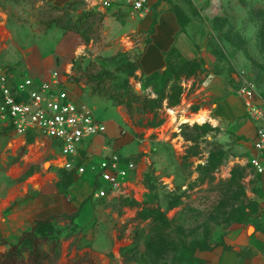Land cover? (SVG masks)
I'll list each match as a JSON object with an SVG mask.
<instances>
[{"label":"rangeland","instance_id":"1","mask_svg":"<svg viewBox=\"0 0 264 264\" xmlns=\"http://www.w3.org/2000/svg\"><path fill=\"white\" fill-rule=\"evenodd\" d=\"M68 1L56 9L50 0H0V26L7 20L23 33L52 26L34 35L45 51L56 45L59 28L79 34L66 76L106 122L105 133L86 148L97 157L103 145L116 144L134 159L136 170L114 195L97 197L91 178L80 179L62 166L53 141L38 132L19 136L0 125V196L37 170L30 179L42 175L58 192L72 183L67 196L81 198L74 210L40 216L56 214L39 228L57 238L56 250L43 244V264H90L88 255L95 264H201L197 248L219 243L240 226L264 228V192L247 160L248 137L237 131L241 119L174 124L169 111L196 113L189 110L197 100L186 94H197V80L209 72L222 74L226 91H233L234 72L244 69L264 97V0H153L148 24L133 30L128 25L140 16L127 6L103 10L88 0ZM13 39L0 28V64L19 73L21 66L2 60ZM165 69L178 72L182 103L176 107L167 95L172 80L163 87L158 75ZM162 87L161 103L142 110L135 94L154 98ZM23 155L31 162L13 178L10 166ZM30 193L35 191L15 203ZM2 212L0 252L23 230L8 229Z\"/></svg>","mask_w":264,"mask_h":264},{"label":"crops","instance_id":"2","mask_svg":"<svg viewBox=\"0 0 264 264\" xmlns=\"http://www.w3.org/2000/svg\"><path fill=\"white\" fill-rule=\"evenodd\" d=\"M50 1L60 5L68 0ZM152 2L153 0H149L147 7L142 12H133L138 14L140 17L135 18V20L128 25L130 28L129 30L139 29L148 24L151 14L149 6ZM105 9L107 10L109 8ZM110 9L124 10V7H110ZM130 12L132 11L130 10ZM54 27L59 28L56 25ZM0 28L1 30L3 29L10 34H13L15 38L13 41L10 40V44L7 45L2 56V60L5 63L16 64L17 66H21L23 68V72L15 73L10 70L8 66L3 65L9 69L14 77L31 75L37 79H47L50 77L51 71L57 69L61 72V78L66 82V85L71 90L73 98L76 101H87L83 97L82 93L76 89V83L68 80L66 76V72L69 70L67 69V65L70 63V58L75 52L76 44L79 39V34L77 32L71 30L64 31L59 28L60 35L56 45L51 50L45 51L35 41L34 35L47 32V30L52 28V26L46 30H30V32L23 33L15 28L14 23H10L5 20ZM120 31H123V29ZM14 42L18 43L15 44V47L12 46L14 45ZM224 79V76L220 73L209 72L200 80H197V94L193 90L187 92L186 94L187 98L191 97L193 100H197V106L192 108V110H189V112H199L202 110L208 111L210 116L215 119V121L219 119L231 121L240 118L241 120L237 126V131L248 137L249 155L252 152L251 140L254 135V125L253 122L245 115L242 101L237 93L234 90L226 91ZM258 102H260V100H258ZM181 103L182 102H177V104H174L172 107H176ZM31 132H38L41 134L38 130L33 129L28 130L25 133H18V135L21 136ZM102 134H96L86 138L82 148L80 149V153L85 150L83 155L95 158L96 155L92 156L90 150L86 147L90 141H94L97 135ZM41 136L54 142L58 151L57 157H61L63 161V156L59 153L56 142L42 134ZM119 140L121 141L122 138L120 137ZM43 142L44 141L41 140L42 144ZM115 146L116 144L108 147L103 145L105 151L100 155H97V157L110 151L111 149H115ZM32 155L33 153L30 154V156ZM30 162L31 160L26 161L24 159V155L21 156L19 160L11 164L10 167H12V171L8 174L13 178L19 177L22 173H24V170L27 166H29ZM44 164L45 161L43 162V165ZM37 173V170L28 172L23 176V178L11 183L7 187L5 195L0 196V212L1 210L3 211L1 218L3 224L6 225L8 229H24L28 227L35 220V218L49 212H68L74 210L77 202L81 200L78 194H74L73 197L69 198L67 196L68 193L56 191L54 183L50 179L44 178L42 175H39L34 180L30 179V177ZM255 173L258 176L260 187L264 192V171L261 173L255 171ZM75 176H78L80 179H85L86 176V178H91L93 181L92 175L89 172H84L82 174L75 173ZM39 180L42 183L37 184L36 181ZM71 190L72 187L69 188L70 192ZM31 191H35V193H30V195L25 199L15 203V200H19L23 195H25V193ZM248 225L238 227L232 233L226 234L222 241L215 243L208 248H197L196 256L201 259V264H264V230L263 228L254 227L251 232H248Z\"/></svg>","mask_w":264,"mask_h":264},{"label":"built area","instance_id":"3","mask_svg":"<svg viewBox=\"0 0 264 264\" xmlns=\"http://www.w3.org/2000/svg\"><path fill=\"white\" fill-rule=\"evenodd\" d=\"M96 8L127 6L140 13L149 0H88ZM233 90L240 97L245 115L253 122L252 152L247 160L256 172L264 171V97L250 73L237 68ZM260 100V102H258ZM0 124L17 133L38 130L54 140L63 156L62 166L77 174L89 172L97 197L114 195L136 170L133 158L116 149L97 158L82 156L80 149L86 138L103 133L105 120L97 117L87 101H76L61 72L54 69L47 79L31 75L14 77L0 65Z\"/></svg>","mask_w":264,"mask_h":264},{"label":"trees","instance_id":"4","mask_svg":"<svg viewBox=\"0 0 264 264\" xmlns=\"http://www.w3.org/2000/svg\"><path fill=\"white\" fill-rule=\"evenodd\" d=\"M70 4V1H67L66 4H60V5H53L56 9H64ZM95 13H92V18L95 16ZM55 23H58L56 19L53 20ZM74 23V22H72ZM78 26L72 25V28L75 29ZM76 30V29H75ZM82 35V33H81ZM84 36V35H83ZM190 60H188L189 62ZM191 63V62H189ZM191 68L193 67V64L191 63ZM194 68V67H193ZM161 78H163V87L168 82L169 79L172 80V85L169 87V90L173 91L167 95H169V103L175 104L178 102V94L182 90V87L179 86L178 88H175V80L178 77V72L175 73H168V69H165L164 71L158 73ZM163 87L160 89H157V95L153 98H149V92H146L144 94H135L138 95V99L140 100V108L142 110L146 109L150 106H157L161 103V99L164 97V91ZM130 105H126V109L128 110ZM193 125H197L196 122L193 123ZM66 168V167H65ZM70 173L75 175L74 169H67ZM72 185L70 183L63 192L69 193V188ZM56 214H47L44 217H38L35 218L34 222L31 224L29 228H25L21 231V233L18 235L16 240L14 242L9 243V246L6 250L0 252V264H43L44 259L46 257V252L43 249V244L47 242V244L50 245V247L54 250H56L57 247V238L53 234H41L39 232V228H41L44 224H49L51 222V217ZM264 230V228H263ZM210 246H202L200 248H208ZM86 259L90 262V264H95V260L91 256H86ZM199 261L201 259L198 258Z\"/></svg>","mask_w":264,"mask_h":264},{"label":"bare ground","instance_id":"5","mask_svg":"<svg viewBox=\"0 0 264 264\" xmlns=\"http://www.w3.org/2000/svg\"><path fill=\"white\" fill-rule=\"evenodd\" d=\"M170 115H171V120L172 123H178V122H183V121H188V122H193V121H197V122H203L206 120H210L213 123H215V119H213L210 114L208 113V111L202 110L199 111L198 113H193V114H189L185 112L184 108H178V109H174V108H170ZM181 111L180 115H178L177 113ZM47 162H45L44 165H46ZM252 224L248 225V232L251 231V229L253 228V226H250Z\"/></svg>","mask_w":264,"mask_h":264},{"label":"water","instance_id":"6","mask_svg":"<svg viewBox=\"0 0 264 264\" xmlns=\"http://www.w3.org/2000/svg\"><path fill=\"white\" fill-rule=\"evenodd\" d=\"M194 112V111H193ZM46 162V161H45Z\"/></svg>","mask_w":264,"mask_h":264}]
</instances>
